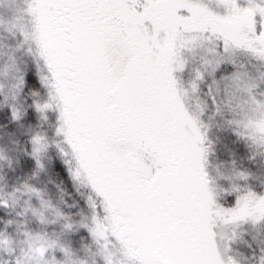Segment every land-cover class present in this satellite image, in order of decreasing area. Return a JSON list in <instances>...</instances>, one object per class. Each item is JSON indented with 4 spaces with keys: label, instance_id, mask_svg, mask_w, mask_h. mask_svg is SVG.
<instances>
[{
    "label": "snow or ice",
    "instance_id": "snow-or-ice-1",
    "mask_svg": "<svg viewBox=\"0 0 264 264\" xmlns=\"http://www.w3.org/2000/svg\"><path fill=\"white\" fill-rule=\"evenodd\" d=\"M0 264H264V0H0Z\"/></svg>",
    "mask_w": 264,
    "mask_h": 264
}]
</instances>
